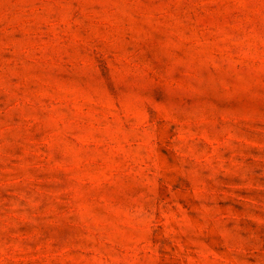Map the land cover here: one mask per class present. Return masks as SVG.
I'll use <instances>...</instances> for the list:
<instances>
[{
  "label": "rangeland",
  "instance_id": "rangeland-1",
  "mask_svg": "<svg viewBox=\"0 0 264 264\" xmlns=\"http://www.w3.org/2000/svg\"><path fill=\"white\" fill-rule=\"evenodd\" d=\"M0 264H264V0H0Z\"/></svg>",
  "mask_w": 264,
  "mask_h": 264
}]
</instances>
